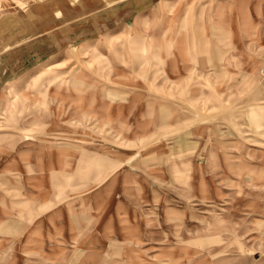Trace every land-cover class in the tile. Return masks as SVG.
I'll use <instances>...</instances> for the list:
<instances>
[{
    "label": "rangeland",
    "instance_id": "374dc122",
    "mask_svg": "<svg viewBox=\"0 0 264 264\" xmlns=\"http://www.w3.org/2000/svg\"><path fill=\"white\" fill-rule=\"evenodd\" d=\"M237 1L108 28L100 0H0V264H264V0Z\"/></svg>",
    "mask_w": 264,
    "mask_h": 264
},
{
    "label": "bare ground",
    "instance_id": "6f19581e",
    "mask_svg": "<svg viewBox=\"0 0 264 264\" xmlns=\"http://www.w3.org/2000/svg\"><path fill=\"white\" fill-rule=\"evenodd\" d=\"M262 1L263 0H256V3L254 4V6H253V8H255L256 10H259L260 9V7H261V4H262ZM247 4H248V1L247 0H240V1H237V3H236V6L238 7V9H240V10H242V9H246V7H247ZM187 7V6H186ZM246 11V10H245ZM246 18H248V15H243V21H241V23H244L245 22V20H246ZM130 53H131V55H132V57L134 58V57H138V53H137V49L134 47V46H132L131 48H130ZM80 57H83V53L80 55ZM184 60V59H183ZM59 63L60 62H58V61H54V62H49V63H47V64H45L44 65V68H43V70L42 71H38V72H36L35 74H32V75H34V76H31V78H30V81H36V79H38V78H35V77H41V76H43V77H45V76H49V77H51V78H53L54 76H56L57 75V73H54V72H52L53 71V69H55V68H59L60 66H59ZM186 65L187 64H185V65H183L182 67H183V69H187V67H186ZM169 67L170 68H173V69H175L176 67H177V64L175 63V62H172L170 65H169ZM182 67H180L179 69H181ZM178 69V70H179ZM178 70H176V71H178ZM168 71H170V72H175V71H172V70H169L168 69ZM181 72L182 71H179L178 73H179V75H178V77L181 75ZM177 77V78H178ZM179 79V78H178ZM187 85V84H186ZM188 85H192V87H190V86H188V90L190 91V92H193V91H196V90H198V88L200 87V88H202L201 87V85H200V82H198L197 80H195V81H193V83L192 84H188ZM210 87H212L211 85H209ZM193 90V91H192ZM9 92V91H8ZM263 98V97H262ZM262 98H258L259 100L257 101V103H264V99H262ZM261 107V106H260ZM263 107V106H262ZM145 108H147V109H151V105H149V104H147L146 105V107ZM153 108V107H152ZM207 108L208 107H205L204 109H203V112L205 111V110H207ZM1 109H3V107L1 108ZM202 110V109H201ZM1 114L3 113V112H0ZM167 118H168V112H166V111H160L159 112V114H157L153 119H152V116L150 115V113L149 112H141V113H139V117L138 118H135V125H136V127H135V129H133L132 130V132H133V134H134V137L135 138H137V139H139L143 134H142V132L144 131V129L148 126V123H151V120H152V123H154L155 124V127H158V126H160V125H162L163 123H165V122H167ZM181 118H183V117H181ZM256 123V122H255ZM254 123V127H257V126H263L264 124H262V123H260V122H257V124H255ZM264 127V126H263ZM138 128H142V131H138L139 129ZM158 128H160V127H158ZM116 131V134L114 133V134H112V136H111V138H109V139H111V142L113 141V142H115V143H123L124 141H126V140H124L123 141V139H124V136H122L121 134H119L120 132H122V133H124V134H127V133H125V132H123L121 129H116L115 130ZM48 139L49 138H53V137H50V136H46ZM48 139H43V142H49V140ZM112 142V143H113ZM125 143V142H124ZM150 148H146L145 149V151L144 152H142L143 150H141L140 152H141V154H142V159L143 160H150L151 159V152H150ZM112 152H115V151H112ZM122 154L123 156H125V157H129L128 155L129 154H132V152H130V153H128L127 151H125V149H123V150H121V148L119 147V149L117 150V152H115V154ZM128 154V155H127ZM138 155V154H137ZM144 157V158H143ZM100 160H102V159H100ZM106 161H107V159H105ZM109 161V160H108ZM120 161V160H119ZM101 162V161H100ZM118 163V162H117ZM122 163V162H121ZM129 162H127V166H129ZM123 165V164H122ZM121 165V166H122ZM100 170H101V168H100ZM98 171V173H100L101 171ZM121 171V170H120ZM7 175V174H6ZM112 179V178H111ZM111 185V184H110ZM53 205V204H52ZM51 205V206H52ZM57 210V209H56ZM209 211L210 210H204L203 211V213H208L209 214ZM54 212V211H53ZM82 213V212H81ZM87 213V212H86ZM83 216H85V215H83ZM71 217H72V215H71ZM84 217H79V218H77L76 219V221H81L82 219H83ZM86 218V217H85ZM75 219V218H74ZM51 223V222H50ZM75 223H77V222H75ZM78 227H79V225H78ZM79 228H81V226L79 227ZM104 236V235H103ZM110 235L109 234H107L106 235V237L108 238ZM140 237V236H139ZM140 239V238H139ZM55 241V240H54ZM58 242V241H57ZM109 243H111V244H113V245H115V246H119L118 245V243L117 242H109ZM122 244H123V242H121ZM64 244V243H63ZM128 244L129 245H127V248L125 249L126 250V253H127V259H129V257L130 256H128L129 255V251L130 250H127L128 248H129V246L131 245V242H128ZM54 245V244H53ZM77 245V244H76ZM71 247H74L75 245L74 244H71L70 245ZM100 248V247H99ZM85 250H87V249H85ZM91 250V249H90ZM124 250V249H123ZM124 250V251H125ZM80 254H81V252H79ZM89 253V252H88ZM85 254V253H84ZM88 256V255H87ZM90 256V255H89ZM84 257V256H83ZM82 256L80 257V260H79V262L81 263V259L83 258ZM130 258H132L133 259V257L131 256ZM136 258V257H135ZM112 260V262L114 263V264H121L120 262L122 261V258H120V257H118L117 255H114V257L111 259ZM142 259H138V261H141ZM77 263V262H74V263H71V264H80V263ZM144 263V262H143Z\"/></svg>",
    "mask_w": 264,
    "mask_h": 264
},
{
    "label": "crops",
    "instance_id": "0c3cea01",
    "mask_svg": "<svg viewBox=\"0 0 264 264\" xmlns=\"http://www.w3.org/2000/svg\"><path fill=\"white\" fill-rule=\"evenodd\" d=\"M161 0H100L103 7L108 9V14L104 17L108 28L114 27L117 23L135 14L145 12H155Z\"/></svg>",
    "mask_w": 264,
    "mask_h": 264
}]
</instances>
